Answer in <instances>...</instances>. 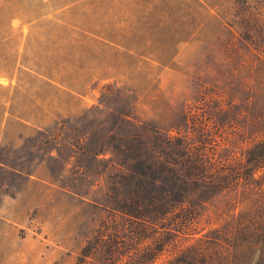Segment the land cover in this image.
Wrapping results in <instances>:
<instances>
[{"label": "rangeland", "instance_id": "rangeland-1", "mask_svg": "<svg viewBox=\"0 0 264 264\" xmlns=\"http://www.w3.org/2000/svg\"><path fill=\"white\" fill-rule=\"evenodd\" d=\"M0 264H264V0H0Z\"/></svg>", "mask_w": 264, "mask_h": 264}, {"label": "trees", "instance_id": "trees-1", "mask_svg": "<svg viewBox=\"0 0 264 264\" xmlns=\"http://www.w3.org/2000/svg\"><path fill=\"white\" fill-rule=\"evenodd\" d=\"M168 149L169 150H177L178 147H168ZM197 161H198L197 159L192 160L191 158L184 159V160L182 159V161H179V165L181 166L182 169H184L186 171L187 176H188L190 170H193L195 168L194 166L198 165V163H196ZM160 167H162V165L159 166V170L161 169ZM163 169L165 171L168 170L166 168H163ZM126 170H127L128 174L130 176H132L133 178H138V179L142 180V178L147 177V168L144 167L143 164H139L136 167L135 166H129ZM184 176H186V175H184ZM182 178H184V177L182 176ZM179 181L182 182L183 184L187 183L186 180L179 179ZM145 184H146V182H145ZM147 184L155 190L160 189L163 193L162 197H160L159 199L149 200L152 207H155V204L157 206V204L160 203V206L163 208H166L168 206V212H169V209H171L170 203L174 202V199H173V197L168 196V195H171V193H169V191L166 190L167 184L164 181L157 179V178H151V180L149 182H147ZM168 212L160 214V217H163ZM154 214H156V213H154ZM156 215H158V214H156Z\"/></svg>", "mask_w": 264, "mask_h": 264}]
</instances>
